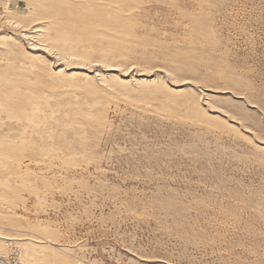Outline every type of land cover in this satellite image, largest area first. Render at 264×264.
<instances>
[{"label":"rangeland","instance_id":"obj_1","mask_svg":"<svg viewBox=\"0 0 264 264\" xmlns=\"http://www.w3.org/2000/svg\"><path fill=\"white\" fill-rule=\"evenodd\" d=\"M90 1L0 0V255L264 264V0Z\"/></svg>","mask_w":264,"mask_h":264},{"label":"bare ground","instance_id":"obj_2","mask_svg":"<svg viewBox=\"0 0 264 264\" xmlns=\"http://www.w3.org/2000/svg\"><path fill=\"white\" fill-rule=\"evenodd\" d=\"M47 1H50L52 3H53V1H55V2L53 4L51 3L50 5L43 6V8L40 10V13L42 14L41 16H43L44 18H49V19L54 18L58 14L67 16V14H69V12H70L69 10H71V9L68 8L69 5H73L74 4V8L80 6V9H81L82 13H84L87 10V7H88V6L86 7V5H83V3L76 2V0H53V1L52 0H47ZM91 1H92V4L94 3V5H97L100 0H91ZM30 9L33 10V7H30ZM11 10L9 9L10 12H11ZM11 22L13 24H16V25H20L21 24V23L19 24V22H17L16 20H13ZM27 26L28 25H24L23 28H26ZM49 27H50V25H49ZM27 29H29V28H27ZM44 29L42 27H40V28L38 27V29L34 30L33 33H40L37 36H44L46 38V42H49L52 45V47L56 48L58 50V52L62 53L64 56H75V55H77V53H76L77 47H75L74 45L68 46V44H69V42H71V40H70V38H69V36L67 34L66 29L63 28L62 25H59V24L57 25L56 24L55 26H53L52 29H51L52 32H50V29H46V28H44ZM24 31L26 32L27 30L25 29ZM11 44L12 43H11L10 37L0 36V45L9 47V46H11ZM32 58L38 59V55H33ZM74 70H78V69H74ZM63 72H65V70H59L56 73L59 74V73H63ZM81 74L83 75L85 73H81ZM154 80L155 79L145 80V82L150 83V82H152ZM126 82H128V81H125V80L123 81V83H126ZM169 90L173 94V91H175V88L169 89ZM197 114H199V113H197ZM11 240H14V238H10V241ZM34 241L36 243L38 242L36 240H34ZM8 253H6V254H8ZM43 253H45V252H43ZM2 255H5V254H2ZM28 255L35 256V255H38V252H35V251L33 252V250H31V251H29ZM20 261L22 263V254H21V252H20Z\"/></svg>","mask_w":264,"mask_h":264},{"label":"built area","instance_id":"obj_3","mask_svg":"<svg viewBox=\"0 0 264 264\" xmlns=\"http://www.w3.org/2000/svg\"><path fill=\"white\" fill-rule=\"evenodd\" d=\"M0 264H22L20 261V250L11 248L8 254L0 255Z\"/></svg>","mask_w":264,"mask_h":264}]
</instances>
